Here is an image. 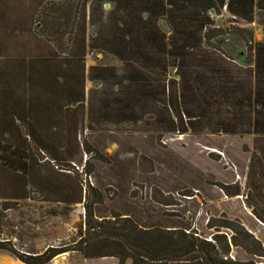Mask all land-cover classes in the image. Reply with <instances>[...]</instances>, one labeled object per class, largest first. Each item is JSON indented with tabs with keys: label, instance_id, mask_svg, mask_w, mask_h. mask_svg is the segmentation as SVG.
<instances>
[{
	"label": "trees",
	"instance_id": "trees-1",
	"mask_svg": "<svg viewBox=\"0 0 264 264\" xmlns=\"http://www.w3.org/2000/svg\"><path fill=\"white\" fill-rule=\"evenodd\" d=\"M223 11L229 22L216 26L211 13ZM241 23L259 26L261 41ZM234 35L243 52L224 48ZM90 51L118 66L86 68ZM235 53L243 55L245 79L234 80L223 63ZM219 100L228 110L215 126L225 134L242 127L264 142V0H0L1 209L36 193L84 211V231L70 249L25 255L0 240V250L23 264H48L69 251L122 264H262L228 258L230 246L241 247L233 236L207 240L189 226L142 225L135 208L94 215L105 189L125 198L131 176L129 160L105 153L107 126L153 119L184 135L207 116L189 106L202 101L207 110ZM102 168L104 181L94 176ZM73 171L95 182H78Z\"/></svg>",
	"mask_w": 264,
	"mask_h": 264
},
{
	"label": "rangeland",
	"instance_id": "rangeland-1",
	"mask_svg": "<svg viewBox=\"0 0 264 264\" xmlns=\"http://www.w3.org/2000/svg\"><path fill=\"white\" fill-rule=\"evenodd\" d=\"M109 8L108 4L103 7L105 12ZM211 15L216 26H227L229 16L224 11ZM239 27L250 30L254 42L261 41L259 26L241 23ZM92 30L89 28V35L93 34ZM227 41L225 49L243 52L237 35L228 37ZM206 52L214 56L212 49L207 48ZM234 55L235 61L223 63L234 80L245 79L243 55ZM96 65L117 67L118 63L90 51L85 66ZM91 87L89 82L85 83V89ZM222 101L211 102L207 110L202 101L189 106L192 113L201 110L207 116L184 135L167 133L152 123L153 119H148L149 123L107 126L105 153L117 155L118 160H129L131 176L125 198L111 188L105 189L103 203L96 207L94 215L109 216L114 210L135 208L142 213V225L189 226L207 240L214 234H222L227 239L233 236L241 247L230 246L228 258L253 259L264 264V142L246 134L249 131L242 127L225 134L215 126L217 120L213 118L224 119L228 110L219 108L224 104ZM151 107L157 108L152 104ZM218 108L220 113H215ZM98 167L100 169V165ZM106 172L102 168L94 176L104 181ZM72 176L78 182H95L94 176L85 178L80 171H73ZM158 201L169 205L156 203ZM83 223L81 205L64 207L43 202L36 193H31L28 200L11 204L7 211L0 206V240L9 241L14 250L25 255L40 254L48 247L72 248L80 228L84 231ZM223 224L232 226L235 232L219 228ZM243 233L251 237L245 238ZM0 264L23 263L9 251L0 250ZM48 264L122 263L115 257L85 258L78 251H69Z\"/></svg>",
	"mask_w": 264,
	"mask_h": 264
}]
</instances>
